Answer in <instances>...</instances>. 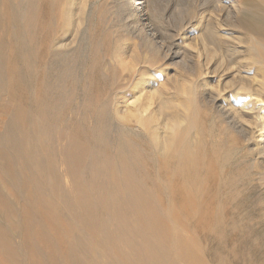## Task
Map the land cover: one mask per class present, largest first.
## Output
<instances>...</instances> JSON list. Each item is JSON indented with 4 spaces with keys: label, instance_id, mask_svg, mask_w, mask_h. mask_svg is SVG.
Returning a JSON list of instances; mask_svg holds the SVG:
<instances>
[{
    "label": "bare ground",
    "instance_id": "obj_1",
    "mask_svg": "<svg viewBox=\"0 0 264 264\" xmlns=\"http://www.w3.org/2000/svg\"><path fill=\"white\" fill-rule=\"evenodd\" d=\"M108 1L0 0V110L8 116L0 131L2 186L9 185L17 201L27 190L28 208L57 214L54 224H84L64 232L71 238L64 253L73 264H208L204 249L195 252L180 232L168 231L173 220L151 189L180 193L181 208L197 199L203 244L210 203L227 185L219 170L243 152L264 182V0H216L214 11L190 23L188 45L161 41L151 0H111L121 32L151 49L141 59L124 43L116 60L105 51L110 28L91 25L96 6L108 14ZM243 8L258 18L240 16ZM174 68L188 71L194 83ZM107 83L103 97L99 86ZM23 95L29 101L18 102ZM71 98L76 106L65 122L61 113ZM197 107L209 118L204 124ZM90 109L94 121L87 128ZM155 157L162 159L161 171L149 185L145 161ZM179 177L184 192L169 182ZM57 196L59 203L42 205ZM0 200L16 219L1 188ZM34 213L27 233L43 228ZM5 230L0 223V245L13 257L21 248Z\"/></svg>",
    "mask_w": 264,
    "mask_h": 264
},
{
    "label": "rangeland",
    "instance_id": "obj_2",
    "mask_svg": "<svg viewBox=\"0 0 264 264\" xmlns=\"http://www.w3.org/2000/svg\"><path fill=\"white\" fill-rule=\"evenodd\" d=\"M213 1L151 0L150 13L152 15V24L154 25L161 41L165 44H169L172 40H179V42L184 41V45L193 43V41H191L193 39H190V23L195 21V19H197L202 12L203 16H205L209 13L208 10L214 11L213 6L216 0ZM238 1L240 2L244 0H236V2ZM253 1L259 5V0ZM99 6H96L95 14L91 20V25L101 26V28H103L104 25L110 28V36H108V38L110 37L109 44L105 49V51H107V57L116 60L115 54L117 50L122 48L120 45L124 43L133 46L141 59L146 57L148 53L151 52V49L141 45L136 39L125 35L124 32H121V24L117 19L116 7L111 0H109L105 5L106 11L108 10V14L100 15ZM246 9L247 8H243V12H241L242 10L240 11V16L258 18L256 13ZM245 11H248V13ZM105 16L108 17L105 18ZM184 31H186L184 33L186 36H182ZM5 36L9 38L7 32H5ZM182 38L185 39L182 40ZM8 46V49L11 50L12 41ZM116 46L118 49H116ZM14 67L16 66H14L13 63L8 65L9 70H12ZM171 70L173 69L171 68ZM174 70L183 74L186 78H189V82L194 83L193 78L189 76L190 73H188V71L175 68ZM38 81L39 78L37 76L35 82L30 87L31 92H35L36 87L38 86ZM109 86L110 85L108 83L105 86H99L103 97L105 96L107 90H109ZM24 96L25 95H23L24 99L22 98L20 101H17L22 103L29 101L27 100L29 96L28 98L27 96ZM70 104L71 105L68 109L61 113V118H63L65 122L69 120L68 118L71 114L70 110H75L76 99L71 98ZM3 109L0 110V131L2 130L3 123L8 119L7 111L5 109L2 111ZM196 110L199 111V113L197 112L198 115L200 114V124L209 119L208 116L203 113L202 109L197 107ZM89 119L90 120L86 123L87 128L88 125L92 126L94 121L93 110L91 109L89 111ZM109 122H111L113 126L118 124V122L113 118H110ZM209 131H215L217 133L219 128L214 129V127H211ZM131 138L138 141L139 144H141V148L145 150L147 148L149 149L150 146L148 143L146 145L141 143L135 136H131ZM145 150L143 151L145 152ZM241 153L232 158L226 166L219 170V179H221V181L223 180L222 183L225 181L227 185L226 188L223 187L219 191L218 197L220 199H217L215 202L213 200L212 203H210L208 215L211 218H209L210 221H208L209 223L206 226L207 236L203 244L199 240L200 227L197 222V212L195 210L197 199H195V197L193 198L190 207L181 208V198L179 197L180 193L167 194L163 190L161 192H157L156 186L151 189L153 191V195L158 198L160 206L164 208L163 211L166 217L173 220V222L168 226V231L171 234L180 232L183 239L186 240L191 247H193L192 249L194 251L197 249L198 251L200 249H204L208 257V264H218L217 261L223 262L225 258L226 259L223 264H264V182H262L259 177L258 168L253 165L251 160L243 158L244 153ZM161 160V158L155 157L152 161H145V168L150 176L149 185H151L152 181H156L157 173L161 171L159 166L161 164ZM244 176L247 178L244 179ZM169 182L171 183V186L176 187L179 190L182 189L183 192L186 191L184 188L185 183L181 177L178 179H170ZM169 182L167 181V184ZM220 184L221 183L218 185ZM2 185L3 180L0 176L1 193L9 197L10 200L14 202L12 205L18 211V217L14 219L9 216L4 210L0 200V223L3 230L8 227V229L5 230L6 232H10L8 239L14 246L20 247L21 250L17 249L18 253H14L13 257H8V255L2 251V247L0 245V264H73V259L64 253L66 249H68V243L71 241V238L64 236V232L71 228L82 229L84 228V224L77 221L65 222L64 220L54 224L51 220L54 219L57 214L53 215L52 212H46L39 206L32 210L28 208L30 200L27 196V190L23 195L24 200L17 201L11 187L9 185H5L3 187ZM245 186L246 189L244 190ZM238 193L239 195H236ZM232 195H234V197H232ZM228 196H230V198L226 202L225 200ZM25 201L27 202V205H25ZM60 201L61 199L58 196L53 199L43 198L42 205L46 202L57 204ZM32 213H34V220H38V222L43 223V228L40 226H37L40 228L34 226V228L27 233L26 227H28V216L30 217L33 215ZM60 214L66 215V210L61 211L59 215ZM16 220L18 221L16 222ZM45 236L49 237L51 240L48 244L45 242ZM174 246L175 245L170 246L171 251H175L177 249L176 246ZM94 256L96 257L97 255L94 254Z\"/></svg>",
    "mask_w": 264,
    "mask_h": 264
}]
</instances>
